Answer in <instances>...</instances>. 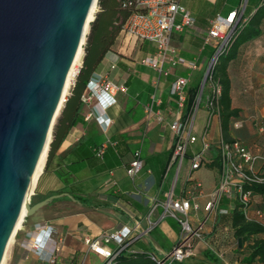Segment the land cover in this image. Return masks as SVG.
Returning a JSON list of instances; mask_svg holds the SVG:
<instances>
[{
	"label": "crops",
	"instance_id": "crops-1",
	"mask_svg": "<svg viewBox=\"0 0 264 264\" xmlns=\"http://www.w3.org/2000/svg\"><path fill=\"white\" fill-rule=\"evenodd\" d=\"M258 3L259 0H180V4L194 18V25L181 32H172L171 46L180 57L194 60L196 69L189 73L186 69L177 67L170 75L159 77L157 87L153 86L157 73L140 63L146 56L155 55V46L149 42L128 43L122 33L117 35L111 49L93 72L123 88L116 93V104L107 109L111 119L108 131H103L97 123L94 109L98 107L95 100L83 102L88 95L85 90L79 115L51 154L47 166L46 156L33 187L32 203L54 195L62 196L20 222L17 228L19 231H16L8 248L6 264H103V258L88 249L84 238L90 237L103 242V236L122 228L130 230L127 252L162 257L170 251L180 228L174 225L176 236L171 237L160 226L164 220L170 221L169 218H162L161 209L154 210L149 221L147 218L153 201H162L170 192L174 196L181 193L190 172L191 157L201 147L199 141L189 145L179 171L177 172V164H172L165 175L174 137L165 124H158L147 117L144 107L152 102L154 96L153 111H160L168 122L176 107L175 98L170 94L171 82L176 77L189 76L187 93L196 86L200 87L219 44L217 39L204 44L207 31L215 20L219 17L227 19L233 13H236L235 20L240 14L244 19L249 18L255 13ZM258 28L260 35L238 46L235 59L227 65L230 109L236 110L237 115L230 118L224 134L221 122L212 121L209 134L212 145L203 157V166L191 174L194 181L202 184L205 194L211 192L218 183L219 172L217 171V176H210L209 172L213 168L209 163L218 157L215 144L220 136L226 140L237 139L253 155L264 157V131H259V127L264 126V20ZM84 55L83 50L78 72L61 110L74 88ZM202 109L204 115L198 137L207 117L206 111L203 107ZM235 122H239V128L233 127ZM194 127L195 120L192 132ZM103 146L104 154L97 156L96 151ZM136 149H140L142 169L130 179L126 169ZM254 167L264 172V162L257 161ZM78 198L86 199L93 207L81 205ZM198 202L203 205L205 199L199 198ZM232 207L233 200L223 197L218 209L203 224L201 239L193 240V256L176 264L241 263V259L247 255V243L239 247L233 236ZM219 210H226L227 214H220ZM257 211L262 214L257 222L264 225V193L252 195L247 214L256 219ZM204 217L205 214L200 211L198 220L202 221ZM48 226L55 229L45 250V254H48L52 249H57L52 256V263L42 260L28 246L38 234V228ZM255 238L264 240V233ZM108 247L115 248L112 243Z\"/></svg>",
	"mask_w": 264,
	"mask_h": 264
},
{
	"label": "built area",
	"instance_id": "built-area-1",
	"mask_svg": "<svg viewBox=\"0 0 264 264\" xmlns=\"http://www.w3.org/2000/svg\"><path fill=\"white\" fill-rule=\"evenodd\" d=\"M97 2L98 0L96 1L94 15L98 10ZM122 8L129 10V14L124 20L121 28V33L126 41L128 43L149 42L156 48L155 55H148L140 61L142 65L150 67L157 73V78L153 81L154 87H157L159 77L170 75V72L177 67H182L189 73L196 69L194 60H187L180 57L177 51L171 46L170 36L172 32H181L194 25V18L191 13L180 4V0H123ZM240 16L237 20H235L236 13L231 14L227 19L219 17L207 31L204 44H208L214 39L219 40V44L203 75L194 111L191 116L185 119L183 116L187 100L189 76L176 77L171 82L170 94L175 98L176 107L171 112V119L168 122L165 121L164 115L160 111H153L152 104L155 101L154 96L152 97V102L144 107L145 115L154 119L158 124H165L174 137L172 154L165 175L172 164H177V172L179 171L189 145H193L199 141L201 147L200 150L191 157L190 172L181 193L174 196L173 193L170 192L162 201H153L150 208L147 218L148 221L154 210L161 209L162 218L166 217L172 219L180 228L178 238L169 252L162 257H157L153 254L149 255L150 259L155 264L180 263L193 256V240L201 239L203 224L209 215L218 209L223 197L231 198L233 200L232 209L238 206L239 211H241L245 219L249 221L251 218L248 216L247 210L250 206L253 193L250 188L246 189V187L264 185V172L258 171L254 167L257 161L264 162V157L253 155L239 140H225L222 136L219 137L215 144L220 162L217 186L211 192L205 194L202 190V184L198 181H194L191 177L194 171L203 166V157L212 145L209 139L212 121L217 120L220 122L219 101L222 95V88L218 81L214 79L213 72L218 57L224 52L233 30L240 20ZM88 32L89 26L82 45V55ZM80 61L73 71L68 89L78 72ZM89 82L90 80L86 85L88 95L83 99V102L87 103L91 99H94L97 107H99L98 93L102 90H107L115 100L116 93L123 90L121 86L110 80L99 77V86L96 92H93L88 86ZM200 101H203V108L207 113V117L200 137H196L192 134V127L195 112L198 109ZM233 127L239 128V122H235ZM259 131H264V126H260ZM104 149V146L101 147L96 155L101 156ZM141 169L142 161L140 158V149H136L133 151L132 159L126 169V174L130 179H133ZM199 198L205 199L203 205L199 204ZM200 211L205 214L204 220L202 221L198 220V213ZM219 213L227 214V211L219 210ZM260 217H262V214L260 211H257L256 219ZM129 234V229L122 228L103 236V242H100L98 239L85 237L84 244L93 253L103 258V264H113L117 255L126 248ZM109 243H112L115 248H109ZM31 249L36 251L34 248ZM56 251V248L51 250V257L48 260L50 263L53 262L52 256ZM4 264H6V260Z\"/></svg>",
	"mask_w": 264,
	"mask_h": 264
},
{
	"label": "water",
	"instance_id": "water-1",
	"mask_svg": "<svg viewBox=\"0 0 264 264\" xmlns=\"http://www.w3.org/2000/svg\"><path fill=\"white\" fill-rule=\"evenodd\" d=\"M92 2L0 0V264L22 208L30 217L62 196L26 197Z\"/></svg>",
	"mask_w": 264,
	"mask_h": 264
},
{
	"label": "trees",
	"instance_id": "trees-1",
	"mask_svg": "<svg viewBox=\"0 0 264 264\" xmlns=\"http://www.w3.org/2000/svg\"><path fill=\"white\" fill-rule=\"evenodd\" d=\"M122 3L123 0H98V11L94 15V20L89 25V33L84 45L85 55L82 66L75 78V85L71 95L65 101L64 108L61 110L52 129V140L49 145L46 166L51 154L58 148L66 133L73 125L76 117L79 115L82 107V94L86 90L89 78L106 52L111 49L117 35L121 33L123 22L129 14L128 9L122 8ZM262 20H264V0H259L256 11L251 17L244 19L243 15H241V21L235 26L224 52L218 57L214 67L213 77L222 88L219 107L223 134L228 129L230 118L237 115L236 110L230 109V80L227 74V65L235 59L238 46L260 35L258 26ZM198 90L199 86L188 90L183 115L184 119L191 116L194 111ZM209 166L219 172V157L210 162ZM249 188L253 194L264 193V185L246 187V189ZM78 202L88 208L93 207L86 199L78 198ZM231 226L234 238L236 240L241 239V245L247 243V255L241 259L240 264H264V240L255 238L257 235L264 233V225L258 223L255 218H251L249 221L246 220L237 206L231 213ZM126 250L127 248L117 255L113 264H155L150 259V254L127 252ZM213 259L218 263L216 258Z\"/></svg>",
	"mask_w": 264,
	"mask_h": 264
},
{
	"label": "clouds",
	"instance_id": "clouds-1",
	"mask_svg": "<svg viewBox=\"0 0 264 264\" xmlns=\"http://www.w3.org/2000/svg\"><path fill=\"white\" fill-rule=\"evenodd\" d=\"M99 74L93 73L90 77L89 88L96 92L99 86ZM98 101L99 107L94 109L96 113L97 123L100 125L101 129L105 132L108 131V127L111 124V119L107 114V109L116 103V100L107 90H102L98 93ZM101 109H103V113H101ZM55 231L54 228L48 227H39L38 234L30 241L29 247L34 248L36 250V254L41 257L42 260H49L50 253L45 254L46 247L51 241L52 233ZM32 235V234H30Z\"/></svg>",
	"mask_w": 264,
	"mask_h": 264
},
{
	"label": "bare ground",
	"instance_id": "bare-ground-1",
	"mask_svg": "<svg viewBox=\"0 0 264 264\" xmlns=\"http://www.w3.org/2000/svg\"><path fill=\"white\" fill-rule=\"evenodd\" d=\"M96 1L97 0H93L92 5H91V8H90V11H89L88 16H87V19H86V22L84 24L83 35H82V38H81V41H80V46H79V48H78V50L76 52V55L74 57L72 66H71V68L69 70V73L67 75L66 82H65V85H64V88H63V92H62L63 99H65V95H66V92H67V89H68V86H69V82H70V78H71V76L73 74V71H74L76 65L79 63L80 57L82 56V45H83L84 40H85V34H86L87 30H88L89 23L94 18V13H95V10H96V7H95ZM60 107H61V104L59 105V108ZM59 108H58V110H59ZM48 141H49V136L47 138V141H46V144L44 146V149H43V151L41 153V156H40V158L38 160V163L36 165V169H35V172H34V176H33V179L31 181V184H30V187H29V190H28V194L26 196L28 202L30 201V197H31V195L33 193V190H34L33 187H34L36 178L39 175V173L41 172V170H42V168L44 166V163H45ZM25 214H26V210L23 207L22 210H21L20 216L18 218V221H17V223L15 225L14 231H13V233H12L10 239H9V242L7 244V248H6V251H5V254L3 256V259H2L1 264H4V262H5V258H6V254H7L8 248H9V246H10V244H11L13 238H14V235H15V233L17 231V228H18L20 222L25 218Z\"/></svg>",
	"mask_w": 264,
	"mask_h": 264
},
{
	"label": "rangeland",
	"instance_id": "rangeland-1",
	"mask_svg": "<svg viewBox=\"0 0 264 264\" xmlns=\"http://www.w3.org/2000/svg\"><path fill=\"white\" fill-rule=\"evenodd\" d=\"M97 6H98V2H97ZM97 9H98V7H97ZM202 107H203V101H201L199 108L195 112V119H194L195 120V127H194L192 134L196 137L199 136L200 123L203 121L202 118H203L204 114L202 112L203 111ZM209 175L210 176H217V170L213 169L212 172H209ZM33 199H34V195L32 194L31 199H30L31 204L33 202ZM170 221L164 220V222H162L160 226H163V228L168 232V234L171 237H175L176 233H175V229H173V228H174V225H177V227H179V225L177 223H175V221H173L172 219H170ZM171 224H172V226H171ZM18 231H19V229H18Z\"/></svg>",
	"mask_w": 264,
	"mask_h": 264
}]
</instances>
